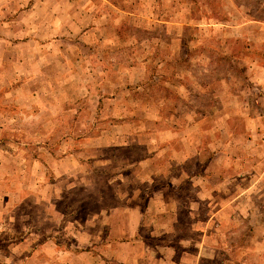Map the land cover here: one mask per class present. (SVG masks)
Masks as SVG:
<instances>
[{
	"label": "rangeland",
	"instance_id": "rangeland-1",
	"mask_svg": "<svg viewBox=\"0 0 264 264\" xmlns=\"http://www.w3.org/2000/svg\"><path fill=\"white\" fill-rule=\"evenodd\" d=\"M134 249L264 264V0H0V264Z\"/></svg>",
	"mask_w": 264,
	"mask_h": 264
},
{
	"label": "crops",
	"instance_id": "crops-1",
	"mask_svg": "<svg viewBox=\"0 0 264 264\" xmlns=\"http://www.w3.org/2000/svg\"><path fill=\"white\" fill-rule=\"evenodd\" d=\"M41 62L45 65V61H44V59H42L41 60ZM54 68H55V66H54V64L52 65V73H57L58 74V79L59 80H61L62 79V81H63V78L65 77V76H67V81L69 80V76L73 73V72H71V73H65V72H60V73H58L57 71L55 72V70H54ZM45 69H48V67H47V65H46V68ZM57 69V68H56ZM64 73V75H62ZM47 74H49V71H47V70H44L42 73H40L39 75H41V78H38L37 80H40V79H42L43 81H46L47 79H48V76H47ZM61 74V75H60ZM70 74V75H69ZM62 77V78H61ZM57 79V80H58ZM43 110L41 111V113L40 114H42V112L43 113H45V114H53L54 116L55 115H58V113L59 112H64V114L66 115L67 114V117H68V115L70 116V114H76L77 113V111L76 110H71V109H62L61 111H57L58 113H56V108H50V109H48V108H45V105H43V108H42ZM85 112H86V110L84 109V110H82V111H80L79 112V115H83V114H85ZM52 115V117H51V124H54V125H52L51 126V129L53 128V129H55V128H59V124H58V121L54 118V116ZM57 117V116H56ZM74 119H75V117H73V121H72V123H70L68 126H69V128H71V129H77L78 128V126L79 125H87L88 123H86V122H81V121H79V120H77V121H74ZM80 119V118H79ZM64 124V126L66 125V123L64 122V123H62V125ZM67 124H68V122H67ZM67 126V127H68ZM66 127V126H65ZM67 127H66V129H67ZM69 140H71V139H67L66 141H69ZM87 140H89V141H91L92 139H87ZM64 143V142H63ZM105 146H107L108 147V145H105ZM159 156V155H158ZM71 158H72V156H71V154H68V155H65V156H63V157H61V159L58 161V160H56V159H54V158H52L51 159V161L52 160H54L55 161V164H58V163H61V162H66L67 160H68V162L70 163V160H71ZM149 161V160H148ZM122 209V208H121ZM121 209L119 208V211L121 212ZM116 210H118V209H116ZM118 211V212H119ZM139 213V214H138ZM137 215V217L135 218V219H132L130 216V218H127V220H125V219H123V225L124 226H126V227H130V226H132V225H135L136 226V228L134 229H131V233H128V230L126 231V233H127V235L129 236V237H136V235H137V230H139V228H140V226H141V219H140V217H141V214H140V212H137V213H135V216ZM131 255H128V257H131V258H134V259H138L137 261L136 260H133V262L132 263H129V264H178V263H176V262H172V261H170V260H167V256H165L164 254H162V256H150V255H147L142 249L140 250V249H134V250H132L131 252ZM170 254V253H169ZM155 258H158V259H155ZM124 264H128V263H125L124 262Z\"/></svg>",
	"mask_w": 264,
	"mask_h": 264
}]
</instances>
